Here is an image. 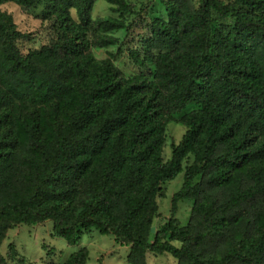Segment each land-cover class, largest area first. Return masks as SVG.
Returning <instances> with one entry per match:
<instances>
[{"label": "trees", "instance_id": "1", "mask_svg": "<svg viewBox=\"0 0 264 264\" xmlns=\"http://www.w3.org/2000/svg\"><path fill=\"white\" fill-rule=\"evenodd\" d=\"M7 1L24 7L39 2L0 0V5ZM96 1L51 0L63 34L26 54L18 43L30 33L0 10V247L13 225L53 219L57 233L72 239L91 227L112 233L131 246L132 264H146L148 251L194 264L239 258L264 264V225L219 259H200L195 250L224 234L228 212L258 198L264 202V0H167V18H156L151 27L157 50L153 79L126 78L110 61L91 62L87 31ZM72 7L79 24L70 16ZM215 14L234 19L233 25L215 32ZM114 27L108 19L97 30ZM100 41L93 44L104 45ZM132 55L145 65L137 52ZM73 96L77 107L66 121L40 120L37 105L46 110ZM192 103L200 107L185 116L189 129L165 160L166 125ZM13 126L27 136L31 155L24 166L13 153L18 143ZM191 154L195 160L185 186L172 202L197 200L194 214L206 222V231L171 217L152 240L160 185L182 172ZM198 176L213 187H231L229 199L215 207L208 199L198 201L201 186L192 185ZM84 262L81 254L68 264Z\"/></svg>", "mask_w": 264, "mask_h": 264}, {"label": "rangeland", "instance_id": "2", "mask_svg": "<svg viewBox=\"0 0 264 264\" xmlns=\"http://www.w3.org/2000/svg\"><path fill=\"white\" fill-rule=\"evenodd\" d=\"M167 0H124L119 4L110 3L108 0H97L92 11L93 25L87 31V37L91 42L86 51L93 64L100 65L110 61L119 68L126 78L146 75L153 79L156 71L155 57L157 50L151 46L152 23L156 18H167L165 2ZM197 2V0H193ZM224 3H232L233 0H221ZM0 10L10 14L18 30L30 33V38L21 40L18 45L26 54L31 50L39 49L62 36L63 31L51 0H39L32 7H24L14 1H7L0 5ZM71 18L76 23H81L78 11L72 7L69 9ZM217 22L214 31L226 30L234 23V19H223L215 14ZM111 19L115 21V27L106 31L97 30L100 21ZM96 40H101L104 45H95ZM133 52H137L145 63L138 64L133 59ZM94 73L90 74V80ZM88 82H82L83 89ZM32 109L36 106L28 103ZM46 106V105H45ZM38 106L39 118L42 122L55 124L66 121L71 112L77 107L75 97L60 99L58 105L53 108L42 109ZM198 104L192 103L180 112L174 113L166 125V140L163 148V157L168 160L173 154V145H177L188 131L185 116L198 109ZM52 127H44L49 131ZM11 135L18 138L16 148L13 150L16 162L19 166L27 163L25 158L31 155L26 144V134L13 126ZM195 160L191 154L183 162V171L175 178L163 182L157 194L158 210L153 220L154 233L166 221L174 217L181 226L193 225V229L206 231V222L201 220V215L194 214L197 200H181L176 206L172 199L175 193L181 190L186 183V170ZM201 186L200 199H208L215 207L219 203L229 199L231 187H213L208 179L203 176L196 177L192 185ZM78 204H75V207ZM264 202L258 198L253 203H243L235 210L227 213L229 225L220 237L207 238L195 247L200 259L214 256L221 258L243 236L255 238L264 225L262 214ZM173 244L181 247L180 241ZM131 246L121 244L115 235L105 232L100 228L91 227L82 230L81 235L72 239L61 236L56 230V221L48 219L37 224H16L8 231L0 247L1 264H68L81 254L85 255L84 264H132L129 262ZM146 264H194L186 259L175 258L170 253L158 254L151 251L146 253ZM230 264H246L242 258L234 259Z\"/></svg>", "mask_w": 264, "mask_h": 264}]
</instances>
